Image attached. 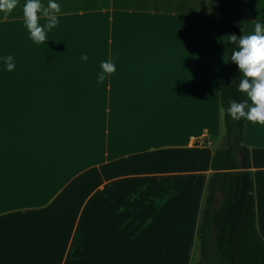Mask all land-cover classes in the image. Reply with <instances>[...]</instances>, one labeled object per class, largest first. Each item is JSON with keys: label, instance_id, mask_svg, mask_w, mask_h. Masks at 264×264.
<instances>
[{"label": "crops", "instance_id": "0c3cea01", "mask_svg": "<svg viewBox=\"0 0 264 264\" xmlns=\"http://www.w3.org/2000/svg\"><path fill=\"white\" fill-rule=\"evenodd\" d=\"M238 1L247 28L264 20ZM24 2L0 12V264L194 263L225 132L219 0H58L41 44ZM244 138L264 239V125Z\"/></svg>", "mask_w": 264, "mask_h": 264}, {"label": "trees", "instance_id": "16d2710c", "mask_svg": "<svg viewBox=\"0 0 264 264\" xmlns=\"http://www.w3.org/2000/svg\"><path fill=\"white\" fill-rule=\"evenodd\" d=\"M220 24L225 35L242 34L244 24L238 0H219ZM247 28V27H246ZM235 45L228 44L227 58ZM239 69L225 64L219 87L224 112L222 144L212 157L197 229L199 256L192 264H264V239L257 227L255 183L251 151L245 142L247 120H233L227 113L232 100H247L238 91Z\"/></svg>", "mask_w": 264, "mask_h": 264}, {"label": "clouds", "instance_id": "9594fccd", "mask_svg": "<svg viewBox=\"0 0 264 264\" xmlns=\"http://www.w3.org/2000/svg\"><path fill=\"white\" fill-rule=\"evenodd\" d=\"M264 0H258V3ZM18 0H0V12L5 15L11 14L16 8ZM61 5L58 0H47L44 6L41 0H25L23 4L24 26L33 43L41 44L48 41V33L59 24L58 13ZM45 22L42 24L40 21ZM224 43L235 45L228 58L238 66L241 73L238 83V91L244 93L247 100H232L227 108V113L233 120L241 119L264 125V20L257 19L250 28H242V34L223 36ZM81 59L88 60L86 53ZM5 70L12 71L15 68V61L12 55L0 56ZM101 71L96 74L98 84L103 83L106 74L116 71L114 61L103 60L100 62ZM248 100L251 103H248Z\"/></svg>", "mask_w": 264, "mask_h": 264}]
</instances>
